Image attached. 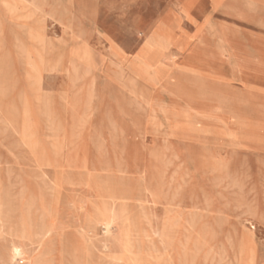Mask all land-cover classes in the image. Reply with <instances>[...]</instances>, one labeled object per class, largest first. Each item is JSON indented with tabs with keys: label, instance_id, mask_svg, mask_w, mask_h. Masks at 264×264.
Wrapping results in <instances>:
<instances>
[{
	"label": "rangeland",
	"instance_id": "1",
	"mask_svg": "<svg viewBox=\"0 0 264 264\" xmlns=\"http://www.w3.org/2000/svg\"><path fill=\"white\" fill-rule=\"evenodd\" d=\"M181 3L0 0V264H264V0Z\"/></svg>",
	"mask_w": 264,
	"mask_h": 264
},
{
	"label": "bare ground",
	"instance_id": "2",
	"mask_svg": "<svg viewBox=\"0 0 264 264\" xmlns=\"http://www.w3.org/2000/svg\"><path fill=\"white\" fill-rule=\"evenodd\" d=\"M194 1L195 0H182V6H181V9H182V11L186 14V16L190 19V20H192V21H195L194 20V17H193V15L191 14V8L193 7V5H194ZM210 5H211V8L213 9V10H216L217 8H220V6L222 5V0H210ZM210 17L209 16H206L205 18H204V20L200 23V28L202 27V26H204L205 24H208L211 28H213V25H212V22L210 21V19H209ZM200 28H198V29H200ZM197 30V29H196ZM168 38V35L167 34H157L156 36H154V35H152V36H147L146 37V47H145V49H146V51H148V50H150V49H154L155 50V52L158 54V55H160L161 57L159 58V59H157L156 60V62H155V65H156V71L154 72V74H161L162 73V66H164L163 64H162V53H163V51L165 50V49H167L168 48V45L170 44V41L167 39ZM81 43V42H80ZM176 48L178 49V50H180L181 49V47L180 46H176ZM147 53V52H146ZM149 53V52H148ZM147 55V54H146ZM258 55H260V57H263L264 58V49H261V50H258ZM174 56H172V58H173ZM229 57V56H228ZM97 60V59H96ZM192 61V60H191ZM72 62V61H71ZM70 62V63H71ZM150 64V63H149ZM74 65V64H73ZM73 65H71L72 67H73ZM154 66V65H153ZM77 68V67H76ZM89 68V67H88ZM87 68V69H88ZM73 69H74V67H73ZM89 70V69H88ZM87 70V71H88ZM152 70V69H151ZM155 70V69H154ZM76 72H77V70H75ZM86 70H85V72H87ZM133 74H145L143 71L142 72H136V71H133L132 72ZM242 73V72H241ZM74 74H76V73H74ZM87 74V73H86ZM253 76V75H252ZM93 77V76H92ZM80 78V77H79ZM241 78V77H240ZM250 78H252V77H250ZM253 79V78H252ZM260 79V78H259ZM76 80H78V79H76ZM262 80V79H261ZM254 81V80H253ZM92 82V81H91ZM241 83H245V81H244V79L243 78H241ZM74 84V83H73ZM92 84V83H91ZM88 87V86H87ZM88 89V88H87ZM92 91V90H91ZM136 99V98H135ZM146 105V104H145ZM27 113V112H26ZM33 114V113H32ZM31 114V115H32ZM88 117V116H87ZM86 117V118H87ZM9 122V121H8ZM82 123V122H81ZM109 123V122H108ZM4 124V123H3ZM8 124V123H7ZM78 126V125H77ZM8 127V126H7ZM6 128V127H5ZM6 130V129H5ZM4 130V131H5ZM14 130V129H13ZM9 131V130H8ZM4 133V132H3ZM5 134V133H4ZM14 136V135H13ZM31 136V135H30ZM76 136H77V134H76ZM6 137V136H5ZM167 137V136H166ZM7 138V137H6ZM182 143V142H181ZM165 144H166V142H165ZM25 145V144H24ZM20 154V153H19ZM171 163V162H170ZM169 163V164H170ZM10 164V163H9ZM11 165V164H10ZM38 166V165H37ZM11 168V167H10ZM9 168V169H10ZM38 169V168H37ZM7 170V169H6ZM40 170V169H39ZM10 171V170H9ZM11 172V171H10ZM5 173H7V172H5ZM7 175V174H6ZM10 176V175H9ZM41 176V175H40ZM39 176V177H40ZM11 177V176H10ZM141 181V180H140ZM45 182V181H44ZM51 183H52V181H51ZM141 183H143V181L141 182ZM9 185V184H8ZM235 185V184H234ZM179 186V185H178ZM9 187V186H8ZM49 190H52L51 188H49ZM191 201V200H190ZM169 203V202H168ZM177 204V203H176ZM3 206V205H2ZM5 206V205H4ZM3 206V207H4ZM172 208V207H171ZM8 211V210H7ZM9 212H11V210L9 211ZM189 212V211H188ZM10 215V214H9ZM39 216V215H38ZM10 217V216H9ZM249 217V216H248ZM253 217V216H252ZM41 218V217H40ZM9 220H11V219H9ZM40 222V221H39ZM175 223H176V221H175ZM262 223V222H261ZM260 223V224H261ZM40 225V224H39ZM40 227V226H39ZM43 227V226H42ZM103 228L105 229V231L107 232L108 231V222H105L104 223V225H103ZM111 228V227H110ZM109 228V229H110ZM49 230V229H48ZM39 231V230H38ZM39 233V232H38ZM47 233V232H46ZM5 234V233H4ZM38 235V234H37ZM41 235L42 234H39V236L41 237ZM63 235V234H62ZM87 235V234H86ZM43 236H45L44 234H43ZM10 237V236H9ZM43 239V238H42ZM13 240V239H12ZM29 241V240H28ZM14 249L16 250V247L14 246ZM14 251V250H13ZM16 251H19V250H16ZM15 251V252H16ZM52 259V258H51ZM53 260V259H52ZM114 260H116V259H114ZM117 261V260H116ZM35 263V262H34ZM112 263V262H111Z\"/></svg>",
	"mask_w": 264,
	"mask_h": 264
},
{
	"label": "crops",
	"instance_id": "3",
	"mask_svg": "<svg viewBox=\"0 0 264 264\" xmlns=\"http://www.w3.org/2000/svg\"><path fill=\"white\" fill-rule=\"evenodd\" d=\"M209 1V3H210V0H208ZM210 7H211V5H210ZM218 10H220V8H217L216 10H213L212 8H211V12H216V11H218ZM177 13H178V15H179V17H180V19H183V21H185V22H190V23H192L191 22V20L186 16V14L182 11V9L181 8H177ZM204 20V19H203Z\"/></svg>",
	"mask_w": 264,
	"mask_h": 264
}]
</instances>
